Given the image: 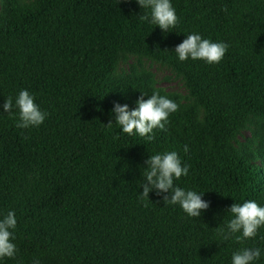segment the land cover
Listing matches in <instances>:
<instances>
[{
    "label": "trees",
    "instance_id": "1",
    "mask_svg": "<svg viewBox=\"0 0 264 264\" xmlns=\"http://www.w3.org/2000/svg\"><path fill=\"white\" fill-rule=\"evenodd\" d=\"M171 4L165 33L137 0H0V219H17L0 264H232L243 248L264 264V226L221 234L233 203L264 207V0ZM189 34L228 44L223 60L180 61ZM22 90L47 114L37 127L16 126ZM154 91L179 105L165 129L123 133L114 105ZM172 151L189 167L174 185L209 202L197 218L165 204L171 193L141 197L148 158Z\"/></svg>",
    "mask_w": 264,
    "mask_h": 264
},
{
    "label": "clouds",
    "instance_id": "2",
    "mask_svg": "<svg viewBox=\"0 0 264 264\" xmlns=\"http://www.w3.org/2000/svg\"><path fill=\"white\" fill-rule=\"evenodd\" d=\"M119 2V0H118ZM143 9H150L149 15H141V19L150 22L154 26L167 33L174 30L179 23L171 0H137ZM229 45L224 42H212L203 39L199 34H189L174 51L180 61L191 58L192 60H204L209 64L220 63ZM138 107L129 110L127 104H115L112 112L115 114V123L120 126L123 133L129 136L138 134L147 140L154 139V129L164 130L169 122V116L175 113L179 105L173 100L160 95L154 91L148 99L143 95L137 99ZM15 106L19 111L18 128L37 127L46 119L43 112L35 103L33 95L27 90L19 92L15 99ZM3 112L11 113L13 100L8 97L3 103ZM111 121L108 123L111 125ZM187 151V146H185ZM148 171L145 173V180L142 183L143 191L141 197L149 198V193L153 190L159 195L161 193H171L164 195L165 204H179L184 212L197 218L203 210H207L209 202L201 198L203 193L192 190H185L174 185V179L186 176L189 171L187 165H182L181 159L175 151L158 153L151 155L146 161ZM231 219L227 222V232L221 229L222 238L227 240L231 235L241 233L236 236L238 241L255 238L259 228L264 226V207L258 205L253 200L241 203H233L228 209ZM17 219L15 213L9 211L3 219H0V258L15 256L17 248L13 243V230L16 228ZM261 256L259 248H243L233 253L232 264H253ZM38 264V262H35Z\"/></svg>",
    "mask_w": 264,
    "mask_h": 264
},
{
    "label": "rangeland",
    "instance_id": "3",
    "mask_svg": "<svg viewBox=\"0 0 264 264\" xmlns=\"http://www.w3.org/2000/svg\"><path fill=\"white\" fill-rule=\"evenodd\" d=\"M152 70L155 72L157 79H158V84L167 88V89H177L180 90V84L174 80H164L163 77L165 75H169V72L164 70V69H160L158 67H156L155 65L151 66Z\"/></svg>",
    "mask_w": 264,
    "mask_h": 264
}]
</instances>
